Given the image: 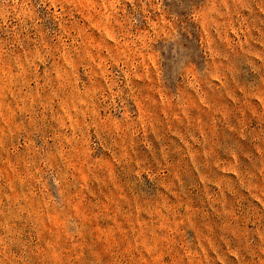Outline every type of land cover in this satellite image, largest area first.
I'll return each mask as SVG.
<instances>
[{
    "label": "rangeland",
    "instance_id": "rangeland-1",
    "mask_svg": "<svg viewBox=\"0 0 264 264\" xmlns=\"http://www.w3.org/2000/svg\"><path fill=\"white\" fill-rule=\"evenodd\" d=\"M0 264H264V0H0Z\"/></svg>",
    "mask_w": 264,
    "mask_h": 264
}]
</instances>
